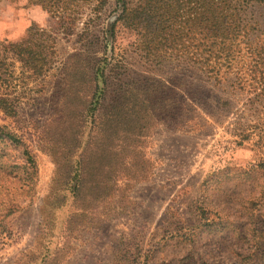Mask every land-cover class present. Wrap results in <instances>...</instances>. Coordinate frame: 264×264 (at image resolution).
Returning a JSON list of instances; mask_svg holds the SVG:
<instances>
[{"label": "rangeland", "instance_id": "1", "mask_svg": "<svg viewBox=\"0 0 264 264\" xmlns=\"http://www.w3.org/2000/svg\"><path fill=\"white\" fill-rule=\"evenodd\" d=\"M80 4L69 30L38 0H0V42L43 30L42 42L24 43L46 63L34 75L9 58L13 76L0 86L17 112L0 111V125L23 136L36 165L32 178L0 172V264H264V151L236 136L264 129L247 84L264 49V5L241 10L247 26L231 42H200L197 26L179 42H134L122 28L109 37L115 0L98 13ZM207 58L218 62L220 89ZM238 77L241 87L223 81ZM174 88L197 104L182 106ZM132 126L148 176L128 187L98 182L116 170L109 157ZM6 150L8 162H24L20 149Z\"/></svg>", "mask_w": 264, "mask_h": 264}, {"label": "trees", "instance_id": "2", "mask_svg": "<svg viewBox=\"0 0 264 264\" xmlns=\"http://www.w3.org/2000/svg\"><path fill=\"white\" fill-rule=\"evenodd\" d=\"M106 1L107 0H38L40 6H44L47 12L62 13V16L60 15L59 17H63V24L64 19L69 21V26H67L68 29L70 28V24L74 23V15L78 13V10H80L82 6L80 3L84 2L91 5V9L95 13H98L105 5ZM169 1L170 0H138V3L130 5L127 0H115L116 7L122 9L118 17L111 23L109 37L115 39L116 31L122 28L135 33L134 42H179L183 34L186 37L193 31V28L197 26L201 36L200 42H231L235 32L247 26L240 15L241 10H244L251 3L264 5V0H194L195 3H197L198 10H194L192 7V9L188 8V10L184 12L181 8L182 5L178 4V1L181 0H171L174 1V3ZM176 22H179V26L183 23L182 29L180 27L174 29ZM32 31L33 28H29L28 37L19 41L20 43L0 42V86H7L9 80H11L13 76V63L9 61V58L16 59L22 70H29L34 75L41 74L44 71V65L46 63L41 57L42 50L38 46L30 47L24 43L43 41V39L41 41L43 30L39 31L40 33ZM210 48L211 49L207 48L205 52L215 53L214 44L211 45ZM8 53H10L11 56H8ZM201 63L202 68L206 67V71L210 73L209 76L211 79H214L212 87L220 89L222 77L217 70L218 62L216 60L213 62V60L207 58L201 61ZM250 72L257 74V76H250L248 78L249 82L247 84L251 87V91L255 90L253 97L249 99V106L253 114L259 111L261 114L260 119H264V49H259L256 52V59L250 64ZM223 81L226 83L230 81L229 84L234 85L235 83V86L241 87V85H239L241 81L239 77L236 80L238 83L233 80L231 82L229 78H225ZM96 88H98V84H95V89ZM202 88L204 92L210 89L209 86H203ZM176 89H172V92L180 97L182 94ZM194 97L193 94L184 93L181 97L182 100L179 98L178 102L184 107H190L191 104H197V100H194L196 99ZM230 105L231 102L228 99L221 100V106L224 107L225 110H228ZM0 111L4 117L13 118L17 115L14 102L6 92H0ZM258 124L264 125V122L260 120ZM253 128L259 131L256 133L252 131L245 133L244 130H241L236 136L241 142L250 141L251 145L256 147L255 149L264 151V129H261L259 125H254ZM130 129V133L125 137L126 140L123 141L121 139L122 141L117 145V148H113L114 150H112V158L109 157V164L112 163V166L115 165L116 170L111 175L109 174L110 172L103 176L100 174V178H96L98 182L108 183L111 181L114 183L119 181L120 183L125 182V184H127L125 187H128V184L132 185L136 182H141L148 176L143 170L144 160L140 156V151L138 152L136 150L139 147V140L136 135L139 134L138 130L141 129V127H138V130H136V127L132 126ZM22 137V135L9 130L6 125H0V172L4 170V172L9 171L10 173L16 174L18 173L16 169H18L22 170L25 177L32 178L36 171V165L34 157ZM254 137H256V139ZM11 146L20 149V155L24 161L23 163H10L5 159L8 154L6 147ZM55 165L57 168V162ZM124 166L128 168V171L120 173L119 169L121 170ZM85 170V165L82 164L83 174H85ZM44 213H40L42 222H40L39 225L41 227H43V221L46 216ZM68 228H70L69 225L66 230H68ZM60 250L61 247L54 252V259L59 256ZM20 263L21 258L17 259L16 262L12 264ZM44 264H48V262H44ZM49 264H55V262Z\"/></svg>", "mask_w": 264, "mask_h": 264}]
</instances>
